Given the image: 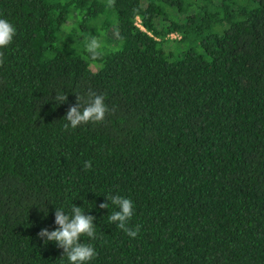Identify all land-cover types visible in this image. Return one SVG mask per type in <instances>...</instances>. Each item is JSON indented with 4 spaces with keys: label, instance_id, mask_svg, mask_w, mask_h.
<instances>
[{
    "label": "trees",
    "instance_id": "trees-1",
    "mask_svg": "<svg viewBox=\"0 0 264 264\" xmlns=\"http://www.w3.org/2000/svg\"><path fill=\"white\" fill-rule=\"evenodd\" d=\"M0 18L17 30L0 49V264H69L38 233L73 205L96 218L89 264H264V0H0ZM88 90L110 113L66 131ZM109 194L133 202L135 239Z\"/></svg>",
    "mask_w": 264,
    "mask_h": 264
},
{
    "label": "clouds",
    "instance_id": "clouds-1",
    "mask_svg": "<svg viewBox=\"0 0 264 264\" xmlns=\"http://www.w3.org/2000/svg\"><path fill=\"white\" fill-rule=\"evenodd\" d=\"M108 6L113 7L114 0H108ZM16 33L17 30L13 24L7 19L0 18V49L8 47L13 42ZM100 46L99 39L93 36L86 42V51L95 59ZM3 63L4 53L0 51V67L3 66ZM55 101L58 105L66 103L68 95L57 91ZM110 111L109 107L105 104V97L103 95L88 90L86 98L77 95V103L69 107L64 117L67 123L63 127L67 131L69 127L76 129L81 125L89 123H103ZM83 167L85 171L90 170L92 162L85 161ZM106 200L110 201V204L116 206L118 209L111 212L108 216L109 222L115 224L118 229L125 232L130 238L135 239L139 235L141 226L137 225L135 229L128 227V222L134 214L133 202L119 194H109L106 196ZM110 204L102 203L99 207L101 209H108ZM95 219L94 216L86 215L81 207L75 205L71 207L67 215L63 209L56 208L55 224L58 227L52 231H49L47 228L42 229L38 233V237L44 240L45 244L53 242L58 248L63 249V258L66 257L69 264H89L96 257L97 253L91 244L81 242V238L96 239Z\"/></svg>",
    "mask_w": 264,
    "mask_h": 264
},
{
    "label": "rangeland",
    "instance_id": "rangeland-1",
    "mask_svg": "<svg viewBox=\"0 0 264 264\" xmlns=\"http://www.w3.org/2000/svg\"><path fill=\"white\" fill-rule=\"evenodd\" d=\"M192 13H193L192 10H190L189 13H187V14H180L176 10H173L172 11V17L174 16L175 20L183 21V20H185L187 15H190ZM155 25L158 28V30H162V28L168 27L170 25V22L168 19L166 20L164 16H159L155 20ZM179 40H180V36L178 34H176V33L170 34L167 41L164 44L165 49L168 51L174 50L175 52H177L178 48L176 47L177 46L176 42H178ZM185 43L182 45L183 48H185L186 45L188 46V43L187 42H185ZM91 68L95 72L98 70L97 66H95V65H92Z\"/></svg>",
    "mask_w": 264,
    "mask_h": 264
}]
</instances>
